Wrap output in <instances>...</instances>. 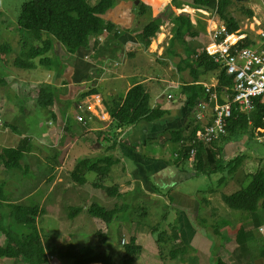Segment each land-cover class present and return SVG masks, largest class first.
I'll return each instance as SVG.
<instances>
[{
  "label": "rangeland",
  "instance_id": "374dc122",
  "mask_svg": "<svg viewBox=\"0 0 264 264\" xmlns=\"http://www.w3.org/2000/svg\"><path fill=\"white\" fill-rule=\"evenodd\" d=\"M31 1L32 0H0V17L7 18L6 26L10 32L9 37L11 39H15L13 48L14 52L12 56L10 58L8 56L2 57V59L5 60L7 64L10 63L11 66L12 62L10 61L14 57H19L23 52V44L26 43L25 46L28 49H30L29 46H41L39 42L36 43L35 39H30L32 36L31 33L25 32L20 34L21 31L18 29L17 25L22 6ZM120 1L123 2V0ZM156 1L157 0H154L152 2ZM231 1L232 3L227 9V15L239 24L240 30L244 31L243 28L252 23V18L244 13V10L253 13L254 31L264 29V0ZM184 8L185 6L182 9H179V13H177L178 10H175L176 14L186 13L191 20L199 22L201 38L196 41H200L204 44V42H206V38L204 37L205 22L202 20L203 15H200L199 13H191L190 10ZM140 16L141 17L137 18L133 24L134 29H141V27L144 26L150 18H152L153 14L151 12H146ZM256 21L259 23L257 24ZM170 30L172 31V23L163 24L155 38L150 40V46L146 50L142 46L135 43H129L124 48L122 46L123 49H121V47L117 44L113 45L120 51V54L114 56V60L111 61V64H106L104 66L105 71L108 72L107 74L111 75L114 70H118V66L120 67L122 65L126 73L131 74L129 77L135 81L134 83H137L145 78V81L141 83L146 85L153 83L154 85L152 87V91L157 89L156 94H180L178 90L174 91L166 88L169 83L168 76L173 74L171 71L175 70L178 74H180L179 71L176 70L179 62L178 56L181 59L185 58V52L181 48H175L176 55L165 54V52L169 50L167 48L172 37L169 38L167 36L164 41L163 35L159 34L165 35ZM128 37L133 38V35H128ZM109 38V36H106L107 40H109ZM104 40L105 36L100 37V42H103ZM196 41L190 43V45L194 49L200 50V47H198L200 46V43ZM129 51L130 54H132L131 57L125 55V52ZM5 58H7L9 62ZM92 59L93 58L89 57L87 61L90 62ZM23 61L25 63L29 62L27 58H24ZM141 61L144 65L141 64ZM30 62L28 63V66H30L29 70L20 69L22 71H17L15 73L16 76L20 75V79L11 94L14 100L18 98L17 94H19V99H22L18 107L14 104H10L9 106L11 116L15 117V119L8 120V113L0 112V124L7 121L9 125L15 127V133L8 131L6 135L8 137V141L3 144V146L7 148H14L16 146V142L22 137L21 135L25 134L26 138L28 137L26 141L27 149L30 150L31 153L30 155L22 157L19 164L20 169L12 171L3 170L6 172V175L0 176V180L4 183L2 185L0 184L2 187L1 193L5 195V202L2 203V211L0 210V230H6L13 236H16L18 238L17 240L20 242L31 241L32 249L29 250L31 253V264H82L84 260L82 247L90 245L95 248L97 245L101 244L99 241L100 238L95 235L96 232L99 231L100 227L95 223L85 220L90 219V215L87 211L84 212L81 206L87 207V199L77 195L71 187H66L60 191V186L68 185L71 182L73 183L74 177L71 176V173L74 172L76 181L75 185L82 184L83 179L86 180L85 184H92V182L97 179V175L94 172L83 171L81 168L75 169V165L76 163L78 164L79 160L76 163L74 162L69 165L66 163L62 164L60 161L62 155L64 156L66 151H61L65 148L62 147L64 144L63 142L58 145L57 149L53 147V141L56 135L54 128L60 130L58 134L59 136L62 135V138L63 136L70 138V142L74 137H84L86 134L84 131H81L76 127L78 124L73 121V112H71V109H68L66 113L62 112V115L64 114V116L68 118L67 129L69 132L62 131L61 127L56 124H53L52 127L47 125V122L52 119L51 114L49 111L40 107L37 104V101L33 102L31 97V94H38L40 89L34 85L36 73L38 71L44 73L46 72V69L39 68L41 66L37 59L33 61L31 60ZM52 66L56 69L60 68V62L58 61ZM94 71L95 70L91 71L93 74L90 73L92 80H90L88 84H83L84 87H89L92 83H95L96 85L101 84L105 80H108V76L103 78L95 76ZM148 76H152L154 81ZM181 76H183V83L191 82L189 75ZM97 77L98 80L96 82ZM214 78H216V75L215 72H212L207 74V76L203 79V82L208 83ZM157 81L160 84H157ZM41 85L44 88V91L41 94L54 93L52 86H45L44 84ZM122 85L123 83H120L116 86L117 90L120 92H123L124 90V85ZM152 91L150 94H155ZM64 98L65 96L62 97V99ZM39 101L43 102L41 98ZM29 102L31 106L28 108L29 115H27L26 104ZM99 117L101 125L108 123L106 112L101 114ZM3 131H5V128L0 127V132ZM75 132H77L79 136H74L73 133ZM100 133L102 132L92 131L87 134L88 136L83 140L94 139L99 141ZM228 137L231 138H228L227 142L221 146L222 150L225 151L226 148H231L235 154H238L242 149L241 156L244 158V161L235 173L228 174L229 166H231L229 162L232 159L227 161L222 158L220 153L221 161L218 162L217 166L214 168V173L206 176L200 175V183L191 187L200 190L199 195L201 198L207 199L210 195V191H218L219 196L231 195L239 189L245 188L249 185L251 182V178L249 179V177L251 175L261 169H264V145L255 141L253 136L251 137L249 134L232 132L228 134ZM68 149L70 148H67V150ZM12 157L13 156H10L9 158ZM248 166L251 168L248 169ZM102 171L103 176L110 172V168L107 167V164L103 163ZM221 178V182L217 183V180L219 181ZM58 180H60V182H58ZM224 181L226 183H223ZM229 181H231V183L227 185ZM183 191L186 194H193V191L190 189L184 188ZM43 197L44 201L41 202ZM11 203H14L22 208L37 206L38 210L42 211V214H38L37 216V226L35 227L31 224H20L17 223L13 217H9L6 206ZM93 204L94 206L92 209L95 212L98 211L97 207H104L107 211L110 210L108 201H103L97 198L93 201ZM200 204L201 202L198 201L199 207ZM213 206L216 208L210 212L213 214V218L210 219L209 216H206L204 219L198 221V223L205 229L204 230L199 226L180 228L178 222L175 221L178 217L177 210L174 206H172L167 197H162L159 200L155 198L152 203L148 200H141L139 206L123 208L119 212V217L115 218L110 224H107L109 234L106 235V246L110 247V249L106 247L105 251H109L114 260L116 262H120L122 260L120 256L124 251L116 238V231L120 228L150 229V227L156 224L157 235L161 234L160 239L164 243H166L163 235L164 231H174L176 233V231L180 229L181 233H184V229H193V231L197 232L198 235L200 233V235L203 234L202 236H205L210 242V253L214 259L218 257L219 247L225 245L224 242L229 241L230 239L235 241V236H237L239 229L242 228L249 230L252 234V240L255 239V243H253V241L250 242V253L248 254V258L243 261H247V264H254L256 260H259L261 264H264V235L259 233V228H264V211L261 209H258L255 212L231 210L221 201L220 198L213 200ZM87 210H89V208ZM152 211L153 213L155 212V220L151 217ZM72 212L76 213L78 217L73 218L74 214H72ZM142 212H145L144 216H141ZM189 212L191 218L196 219L194 209L191 208ZM165 215L169 216L165 217ZM200 215H204L202 210L200 211ZM79 217L87 218L82 219L81 221V218ZM79 221H81L82 228L73 234V236L78 239L77 241L72 239L73 246H70L67 242L73 238V236H66L69 234L67 232H69V228H71V226ZM216 228L220 231L219 235L218 233L215 235ZM204 233L206 234L204 235ZM256 233L258 235L260 234V237L257 236ZM157 235L155 236V239L158 238ZM5 242V236L0 232V245ZM218 242L222 243L219 245ZM230 245L233 246L234 244L232 243ZM160 246L161 248L158 249L160 255L156 253L157 249H154L153 255H148L147 253H143L141 255L145 264H200L196 251L188 247L189 245L187 242L183 241L180 244H172L171 246L166 244H157V247ZM180 247L184 248V252L177 255L175 260H171L169 252ZM226 248H228V245L225 249L223 248V250L229 256V260L228 256L221 255L225 262L227 264H242V261L238 259L242 258V255H237V251L236 258L232 257V253L226 250ZM138 257L139 253H136L135 264H137ZM0 264H26V262L18 258H9L0 259Z\"/></svg>",
  "mask_w": 264,
  "mask_h": 264
},
{
  "label": "crops",
  "instance_id": "0c3cea01",
  "mask_svg": "<svg viewBox=\"0 0 264 264\" xmlns=\"http://www.w3.org/2000/svg\"><path fill=\"white\" fill-rule=\"evenodd\" d=\"M152 1L154 0H140V2H142L145 6L150 8V12L153 14L152 17H155L161 13L165 6L172 5L171 0H157L156 2ZM185 1L186 0L182 2ZM116 2L117 6L113 12L120 11V14L114 20L107 18L105 21L115 26V29L117 27V32H120L121 29L123 31L128 30L130 33H132L131 35L135 36V31L141 30L143 26L141 29H134L133 24L137 18L141 16L133 10V7L128 4V2H122L120 0H116ZM181 6L182 8L184 7L183 5ZM184 9H188L187 6H185ZM175 10H178L177 13H179L180 10L173 8L175 15H178L176 14ZM188 10L192 11V9ZM6 22L7 18L0 17V47L4 44H7L9 45L10 49L6 52L0 51V55L2 57L8 56L10 58L14 52L13 48L15 39H11L9 37L10 32L6 26ZM196 29H199V23ZM100 37L97 39H92L87 50H81L79 53L73 55L67 53L64 47L58 42L53 43V49L51 51L50 57L53 58L54 64L58 61L60 62V68L56 69L49 63L48 66L39 67L45 68L46 72L41 73L38 71L36 73L34 83V85L37 87H39L41 84H44L45 86H52L57 100L61 101V103L57 105L54 100L53 107L50 110H47L50 114L54 113L57 115L59 112H65L64 110L66 109H71V112H73V121L76 122L75 116L77 113L79 114V112L82 111V103L85 100H88L91 96L90 95L84 99H80L81 94L87 92V90L94 88L101 89L95 94L100 95L104 103V101H110L115 97L123 100L124 95L133 86L135 81L129 77L131 74L126 73L122 65L120 67L118 66V70H114L111 75L107 74L108 72L103 70L106 64L109 65L112 63L111 61L114 60V56L120 54V51L117 50L116 47V52L113 54L101 56L97 60L92 59L90 62L87 61L89 57L92 58L95 41L97 44H100L101 47L106 42V37L103 42H100ZM199 38H201V34L200 37L196 39L188 40L184 47L175 46V48H181L185 52L184 59H181L178 56L179 62L177 64L176 70H178L181 75H188L189 73V70L182 62L187 60L186 55L189 53V48H193L190 43L196 41ZM196 42L200 43V46H198L200 47V50L196 49V51L199 53L203 47V44L200 41ZM129 43L134 42H128L127 44ZM116 44H119L118 41ZM127 44H125L124 47ZM15 59L16 57L10 61L12 62V66L10 63L7 64L5 60L3 61L0 59V112L8 113V120L15 119V117L11 116V110L9 107L10 104H14L16 107H18L22 101V99H19V94H17L18 98L16 100L13 99L11 94L13 93L16 84L19 83L20 79V75L16 76L15 73L17 71L23 70H20L18 67L15 69ZM107 59H111V61L108 62ZM188 60L190 62L191 58ZM141 64L144 65L142 61ZM92 70H95V76L102 78L108 76V80H105L101 84L96 85L95 83H92L91 86L84 87L83 84H88L90 80H92L90 77V73L93 74L91 72ZM171 72H173V74L168 76L169 83L166 86L167 89L179 91L180 85L188 84V82L183 83V76L178 74V72L175 70ZM148 77L154 81L152 76ZM144 81L145 78L138 81L137 83ZM120 83H123L124 85L122 94H120V91L117 90L116 87ZM156 83L160 84L158 81ZM141 84L145 86L146 91L149 94V106H151L152 109L164 110L165 113L161 118L156 119L153 122L141 121L129 128L118 130V132L116 130V134H113V132L110 130V118L107 114V124L101 125L100 120L94 119L92 122L86 124V126H76L79 130L84 131L86 135H84V137H80L79 134L75 132L73 133L74 136L79 137H74L71 142L70 138H67L66 136H63L62 138V135L59 136L57 129L54 128L56 135L53 141V147L57 149L58 145L63 142L64 144L62 147L65 148L61 151H66L65 155H62L60 160L62 164L66 163L69 165L73 164L74 162L76 163L80 159L89 158L94 161L97 164V168H100L101 170L102 185L107 188H112L108 195L103 189L95 187L93 185L94 182H92V184L89 183L75 185L76 181L74 179L73 183L71 182L68 185H61L60 191L66 187H71L77 193V195L87 199V207L90 205L93 207V201L97 198L103 201H108L110 209L114 208L117 210L116 218L119 217V212L123 208L139 206L141 200H148L152 203L155 198L159 200L162 197H167L172 206H174L177 210L178 217L175 221L178 222L180 228L194 226L203 228L198 223V221L204 219L206 216H209L210 219L213 218V214L210 213L212 210L216 209L213 206V200L218 198L221 199V196L218 195V191H210V195L207 199L201 198L199 195L200 190L191 187H194L200 183V175L203 174L196 173L193 167H189L187 162L180 161L177 156H181L182 149L190 142V139L193 138V130L195 129L193 117L194 110L193 108L187 106L185 95L181 93L156 94L157 89L152 91V87L154 85L153 83L150 85H146L144 83ZM151 91L155 94H150ZM63 96H65L64 99H62ZM29 106H31L30 102L26 104L27 115H29ZM74 110L77 113H75ZM61 117L62 116H59L55 120L56 122L51 119V121L47 122V125L49 127H52L53 124L59 125ZM50 123L52 124L50 125ZM0 127L5 128V131L0 132V176H2L6 175V172L3 171L4 165L1 159V157H3V150L14 149L21 145L25 148L23 156L30 155L31 153L30 150L27 149L26 141L28 137L26 138L25 134L21 135L22 137L16 142V146L14 148L4 147L3 144L8 141V137L6 136L8 131L15 133V127L9 125L7 121L5 123L2 122ZM92 131L102 132L99 134L100 140H83L88 136L87 134ZM22 141H24V143H22ZM226 142L227 140H220L219 142H216L212 145V150L219 148L222 158L226 159L227 161L241 155L242 149L238 154H235L231 148H226L225 151H223L221 146ZM67 148L70 149L67 150ZM103 163L107 164V167L110 168V172H108L105 176H103L102 171ZM250 168L251 167L248 166V169ZM58 182H60V180H58ZM220 182V180H217V183ZM223 183L226 182L224 181ZM229 183H231V181H229L227 185ZM0 184L2 185L4 183L0 180ZM184 188L192 190L193 194H186L183 191ZM43 201L44 197L41 202ZM198 201L201 202L200 207L198 206ZM87 207L82 206V209L87 210ZM191 208L195 211L196 219H192L190 216L189 210ZM201 210L204 212L203 216L200 215ZM153 211L151 217L155 220V212L153 213ZM144 215L145 212H142L141 216ZM168 216L169 215H165V217ZM76 217L77 216L75 215L73 216V218ZM79 218H81L82 221V219L87 217ZM85 220L95 223L100 227L99 231L96 232L95 235H97L96 237L104 240L105 245L96 247V250L105 254H110L112 256L109 251H105V248L107 247L106 235L109 234L108 225H105L101 220L91 216L90 219ZM81 221L76 222L73 226H71V228H69V232H67L69 234L66 236L71 237V235L73 236V234L78 232L82 228ZM153 226H156V224ZM216 229L219 235L220 231L218 228ZM163 233L167 241L171 244H174L173 237L177 239V242H187V244L196 251V255L200 260V264H212L213 257L210 253V242L205 236H202L203 234L200 235V233L198 235L197 232L193 231V229H184V233H181V230L176 231V233L174 231H164ZM116 234V238L121 247L123 246L121 243L122 240H124L126 243L130 239H135L136 244L143 248V253H147L148 255L154 254V249H156L155 234L151 235L150 229L120 228L116 231ZM205 234L206 233H204V235ZM251 235L252 234L249 230L240 228L237 236H235V238L238 239V242L237 240L232 241L231 239L229 241H225V245L220 246L218 249V257L221 258L223 262H225L221 255L228 256L223 250V248L225 249V247L228 245L226 250L232 253V257L236 258V253L238 251L237 255H242V258L238 259L242 261V264H247V261L243 260L247 259L248 254L250 253V242L253 241V243H255V239L252 240ZM259 235L257 234V236ZM72 239L77 241L78 238L73 236V238L68 240V242H65L72 244ZM218 243L220 245L222 242ZM232 243L234 244L233 246L230 245ZM107 248L110 249V247ZM143 263L144 261L142 256H139L137 259V264ZM254 264L261 263L259 260H256Z\"/></svg>",
  "mask_w": 264,
  "mask_h": 264
},
{
  "label": "trees",
  "instance_id": "16d2710c",
  "mask_svg": "<svg viewBox=\"0 0 264 264\" xmlns=\"http://www.w3.org/2000/svg\"><path fill=\"white\" fill-rule=\"evenodd\" d=\"M182 1L171 0L172 5L165 6L163 11L157 16L150 18L141 30L135 31L136 33L133 38H129L128 35H131L132 33L128 30L123 31L121 29L120 32H117V27L115 29V26L105 21L107 18L114 20L120 14V11L113 12L117 6L116 0H32L22 6L17 25L18 29L21 31L20 34L25 32L31 33L32 36L30 39H35L36 43L39 42L41 46H29L30 49H28L25 46L26 43L23 44V52L15 59V69L18 67L20 69L29 70L30 66H28V63L35 59L39 61L40 66H48V63L53 65L54 60L50 57V54L53 49L54 41L62 45L67 53L73 55L79 53L81 50H87L92 39H97L100 36H109V40H106L102 47L95 41L92 54L94 60H97L98 57L115 53L116 48L113 45H116L117 41L119 43L117 45H119L121 49H123L122 46L124 47L128 42H134L135 44H140V46L146 50L150 46V40L156 36L160 27L166 23H172V38L170 39L167 48L169 50L165 52V54L176 55L175 46L184 47L188 40L196 39L200 37L201 34L199 29H195L198 27V24L196 27L194 26V28L191 23V18L186 13L175 15L173 8L182 9L181 5L187 6L191 9L206 10L208 12L216 11L219 20L224 23L229 32H234L240 29L239 24L227 15V9L232 3L231 0ZM123 2H128V4L133 7V10L140 15L150 12V8L145 6L140 0H123ZM244 13L250 18L253 17V13L250 11L244 10ZM247 44L248 43H244L243 45ZM9 49L10 47L7 44L0 47V51L2 52H6ZM125 55L128 57L132 56L130 51L125 52ZM24 58H27L29 62L25 63L23 61ZM186 58L187 60L182 63L189 70L188 75L191 78V82L180 85L179 91L181 94L185 95L188 107L193 108L197 99H207L208 94L204 92L202 83L207 74L212 72H215L217 77V92L222 94L225 89L224 93H229L226 89H230L233 80L232 77L227 76L223 70L219 69L218 66H215L202 51L198 53L196 49L189 48V53L186 55ZM190 58L191 60L189 62L188 59ZM0 59L3 60L1 55ZM107 61L110 62L111 59H107ZM39 88L38 94H31V97L32 101H37V104L40 107L45 110H50L54 105V100L57 105L61 103V101L57 100L54 93L41 94L44 91V88L42 85H40ZM99 90L101 89L94 88L87 90V92L81 94L80 99L94 95ZM120 94H122V92H120ZM40 98L43 102L39 101ZM103 104L105 111L111 120L109 126L113 134H116V130L118 132V130L129 128L141 121L153 122L156 119L161 118L165 113L164 110L152 109L151 106H149V94L147 93L145 86L141 83H134L124 95L123 100L115 97L110 101H104ZM51 116L54 121L59 116H62V112L57 113V115L51 113ZM263 116L264 103L260 104L259 102L256 103V109L249 117L250 124L248 123L247 117L234 111L232 117L227 120L225 124L227 131L225 140L231 138L228 137V134L232 132L249 134L252 137L255 131L263 127L261 121ZM192 139L193 138L190 139V142ZM22 143H24V141H22ZM195 148L196 159L194 171L203 175L213 173L217 163L221 161L220 149L211 150L200 145L195 146ZM189 149L190 147H186L181 151V157H183V160L187 159ZM24 152L25 148L21 145L14 150H3V157H1V159L3 161L4 170L12 171L20 169L19 164ZM10 156L13 157L9 158ZM243 161L244 158L241 155L232 158L229 162L231 166H229L228 173H235L240 168ZM79 168L87 172L94 171L98 177L93 185L103 189L106 194L109 195V191L112 188H107L102 185V173L100 168H97V164L94 161L89 158L80 159L79 163H76L75 165V169ZM71 176L75 179V172L71 173ZM250 178L251 182L245 188H241L231 195L221 196L222 202L229 209L242 212H255L258 209L264 211V169L251 175L249 179ZM221 180L222 178L220 181ZM85 182L86 180L83 179L81 185L85 184ZM1 189L2 187L0 185V210L2 211V203L5 202V195L1 193ZM6 208L9 217H13L17 223L31 224L35 227L37 226V216L42 213L38 210L37 206L22 208L16 204H7ZM97 210L98 211L95 212L92 207H90L89 210H87V213L106 224H110L115 219V211H107L104 207H97ZM0 232L6 239V242L0 245V259L18 258L22 259L26 264H31V253L29 251L32 249L31 241L20 242L17 240L18 238L16 236H13L6 230L1 229ZM150 233L151 235L155 234L156 236L157 226L151 227ZM217 233L218 231L215 229V235ZM160 235L161 234H158V238L155 239L156 253H158V255H160L158 249L161 248V246L157 247V244L172 245L167 241L164 233L163 235L166 243L161 241ZM236 240L238 242L237 238ZM173 242L175 245L182 243L177 242L175 237H173ZM188 247L192 248L190 245ZM82 249L84 253L82 264H135L136 253H139V255L143 254V248L137 245L135 240H131L127 246L122 247L124 252L120 256L122 258L120 262H116L110 254H105L96 250V247L94 248L88 245L83 246ZM183 252V247L171 250L169 252L171 260H175L177 255H180ZM212 264L227 263H224L221 258L216 257L212 259Z\"/></svg>",
  "mask_w": 264,
  "mask_h": 264
},
{
  "label": "built area",
  "instance_id": "2783aa9c",
  "mask_svg": "<svg viewBox=\"0 0 264 264\" xmlns=\"http://www.w3.org/2000/svg\"><path fill=\"white\" fill-rule=\"evenodd\" d=\"M191 13L203 15L205 22V38L202 51L207 58L227 76L232 77L229 91L217 92V77L210 82H203L207 99L195 101L196 133L195 142L210 146L226 135V122L233 112L250 115L255 110V104L264 103V29L254 31L253 20L244 31L229 32L217 12H208L201 9H192ZM196 20H192L194 24ZM258 24L259 22L256 21ZM162 29V28H161ZM163 35L172 37L171 30ZM155 38V37H154ZM248 43L247 45H243ZM103 70H105L103 68ZM83 109L75 116L76 124L86 126L94 119L100 120L105 113L101 96L91 95L83 103ZM87 115V116H85ZM263 127L254 132V139L264 145V116L261 119ZM195 150L190 151V159L194 160ZM264 235V228H259Z\"/></svg>",
  "mask_w": 264,
  "mask_h": 264
},
{
  "label": "clouds",
  "instance_id": "9594fccd",
  "mask_svg": "<svg viewBox=\"0 0 264 264\" xmlns=\"http://www.w3.org/2000/svg\"><path fill=\"white\" fill-rule=\"evenodd\" d=\"M188 9H191V8H189V7H187ZM184 10V9H183ZM253 18V17H252ZM191 23H192V21H191ZM193 24V23H192ZM197 24H198V21H195V23L193 24V26H197ZM203 44V43H202ZM205 44V43H204ZM203 44V45H204ZM203 48V47H202ZM201 51H202V49H201ZM203 52V51H202ZM219 94V93H218ZM257 102H259V101H257ZM256 102V103H257ZM255 109H256V104H255ZM68 110V109H67ZM67 110L64 112V113H66L67 112ZM193 110H194V115H193V117H194V124H195V129L193 130L194 131V137H193V139H192V141L191 142H189L186 146H184V148H186V147H190V149H189V152H188V155H187V159L186 160H183L182 158L183 157H181V156H179V155H177L178 156V159L180 160V161H182V162H187V164H188V166L189 167H193V169H194V164H195V159H196V148H195V146H197V145H200V146H202V147H204V148H207V149H211L212 150V145L213 144H215L216 142H219L220 140H225V138H226V136H227V132H226V135L224 136V137H222V138H220L218 141H216V142H214V143H212L210 146H204V145H202V144H200V143H196L195 142V133H196V129H197V126H196V122H195V114H196V112H197V110H196V108H195V105H194V107H193ZM255 111V110H254ZM254 111L250 114V115H245V114H243V113H239V114H241V115H243V116H245V117H247L248 118V123L250 124V120H249V117L254 113ZM106 112V111H105ZM106 114H107V112H106ZM231 118V117H230ZM230 118H228V120L230 119ZM54 122H56L55 120H54ZM67 122H68V118H66L65 116H64V114L62 115V117H61V120H60V124L59 125H57V126H59V127H61V130L62 131H66V132H69V131H67ZM110 123H111V120H110ZM52 123H50V125H51ZM110 125V124H109ZM58 131V130H57ZM253 138H254V133H253ZM192 146V147H191ZM183 148V149H184ZM182 149V150H183ZM192 149H194L195 150V156H194V160L192 161V162H190L189 161V159H190V151L192 150ZM220 180V179H219ZM82 207V206H81ZM85 207V206H84ZM90 207H92L91 205L89 206V207H87V208H90ZM115 211L116 212V216H117V210L116 209H110L109 211ZM85 211H87V210H84V212ZM73 214L75 215V216H77V214L76 213H74L73 212ZM73 215V216H74ZM116 216H115V218H116ZM78 217V216H77ZM92 217V216H91ZM94 218V217H93ZM105 225H107L106 223H104ZM131 240H135V239H130L128 242H126L125 243V241L124 240H122L121 241V243H122V247H125V246H127L129 243H130V241ZM100 241V245H97L96 247H99V246H104L105 245V241L104 240H102V239H100L99 240ZM69 245H72L73 246V244H71V243H68ZM139 256H141V255H139ZM4 259H8V258H4Z\"/></svg>",
  "mask_w": 264,
  "mask_h": 264
},
{
  "label": "water",
  "instance_id": "95a60500",
  "mask_svg": "<svg viewBox=\"0 0 264 264\" xmlns=\"http://www.w3.org/2000/svg\"><path fill=\"white\" fill-rule=\"evenodd\" d=\"M58 133L60 132V130L57 131Z\"/></svg>",
  "mask_w": 264,
  "mask_h": 264
}]
</instances>
